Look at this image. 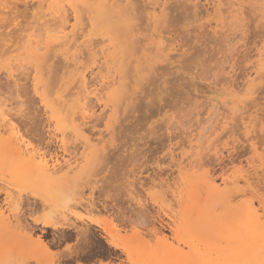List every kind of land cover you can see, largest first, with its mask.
Segmentation results:
<instances>
[{
    "label": "rangeland",
    "instance_id": "obj_1",
    "mask_svg": "<svg viewBox=\"0 0 264 264\" xmlns=\"http://www.w3.org/2000/svg\"><path fill=\"white\" fill-rule=\"evenodd\" d=\"M22 1L17 2L16 6L18 8L16 7V10L13 9L15 14L10 12V9H7L10 13L5 10L7 14L5 15L4 23H9L14 17L17 25L16 30H20L15 33L16 27L14 26V29L10 31V33H15V35L12 34L15 40L10 35L9 39L11 41L7 45L8 48L11 46L15 48L18 43H23L20 37L25 34L26 29H29L30 25H33L31 23L37 25L38 19L36 21L35 18L38 16L40 18L41 14L45 13L42 9L46 10V7H43L44 3L39 4L41 0L39 2L37 0H25L26 2H24L27 4L23 3L27 7H24ZM162 1L165 0H133L135 14L137 12L139 16L137 17L139 22L134 20L139 25L135 26L134 24L136 28H133L136 31L138 26H140L139 30L141 31V33L140 31L138 32L139 35L135 32V40L137 39L138 42L139 40L141 42L144 39L145 49H153L159 44H156V40H158L156 35L164 37L163 46L158 45L164 48V51L162 50L163 53L156 51L159 56L152 63V65L156 64L153 69L159 71H147L144 73L145 78L134 90L135 93H133L131 100L124 101V103L122 102L123 105H120L121 111L117 122L109 124L112 108H104L102 103L97 102V99L93 98L90 103L94 113H96L92 119L96 118L97 120H91L92 124L90 123L89 127H91V132L95 131L94 133L98 135L100 131L105 132L103 133L107 137V150L98 157L93 154L92 150L91 152L89 148L87 149L85 145L83 146V140H75L77 137H72V139L71 136L73 134L70 135V132H66L67 134L64 135L65 139L69 143L70 141L72 142L68 145L70 146V151L74 152L73 156L75 157L71 160V163L73 162L72 167L74 165L73 169L77 173H73L71 178L73 180L72 182L70 181V184H66L67 186L57 184L60 187L53 185V188L51 185V189L53 188L51 191L50 186L49 190L47 189L48 183H46V180H42L45 183L44 187H47L42 191L43 184L41 185L40 183L42 181H39L41 189L39 185L35 189L33 183L31 186V182L21 180V176L16 178L13 169L25 159L29 158L33 161L35 160V162H49L54 156L62 157L64 153L60 140L64 132H59L61 130L60 127L55 126L57 124H54L55 121L50 116L51 112H49L48 104L44 103V98L35 93L32 86V78L34 76L32 75V70H25L23 73H20L22 70L18 71L20 74L17 72V75H19L18 84L21 86L15 87L9 81L10 79H7L6 73L0 69V92L2 91L0 102L5 101L7 108L20 106H23L24 109L29 108L26 112L31 110L34 115L33 117L29 114L34 119L28 116L30 117L29 120L23 117L22 123L20 120L18 122L20 132L25 135L27 140L25 143L28 146H23L18 150L13 148L14 146L9 148L7 145H1L0 149V264H52V260L55 264H159L157 260H151L152 256L151 258L148 255L146 257L147 252L144 250L147 245H150L151 249L158 245V239L148 233V230L153 231L155 228L163 233L165 237V241H162L163 243L168 242L174 247L179 245L181 249L183 248L187 252L188 248L185 241L192 240V236H195L196 231L191 232L192 230L190 231L188 228L190 226L189 223L187 227L186 220H183L182 215L184 214V209H186V199L178 198L176 205L177 200L175 201L172 197V192L176 191L174 189H178V192L176 191L178 195L180 192H183L184 195L185 185L181 182L182 185L180 187L183 185L184 187L179 189L180 187L178 188L177 184L180 182L176 181L179 178V168L182 167H185L182 173H192V165H198L197 167L201 165V168L195 166V171L200 170L199 173L203 174V171L207 170L208 173H211L212 178L216 179L217 183H221L223 175L225 177L230 175L229 177L232 179L240 178L244 174L242 172L249 169L250 173H254L256 168L257 173H254L253 177L257 176L250 181L253 186L250 184L251 187H249L244 185V183L240 186V188L247 187L246 189L248 190H242H246L247 197L243 196V194L240 195L242 188L237 189L238 192L233 188L235 194L237 193L239 196H234L236 200H233V204L240 205V203L244 202L242 200H253V198H255L254 202H258L259 198L257 195L254 196L255 193L262 195L264 198V93L260 91L261 93L256 92L257 94L245 96L244 92H242L235 96V93L230 94V90H226L231 84H236L237 82L240 87L243 85L244 88H247L249 81L257 77V67L254 63L259 59L258 52L260 50L264 52L262 47L264 46V0H250L249 5L246 4L244 6L245 8L242 11L245 12L243 15H239L240 17H237V12H233V9L237 8L234 3H238V0H166L168 3L165 1L164 4ZM165 3H167V6ZM215 3H220L221 8H224V10L230 9L224 14L222 13L224 10L219 14L214 6ZM156 6L162 8L166 6V14L168 13V15L164 19L160 18V20L162 19L161 22L164 20L166 22L164 21L155 26L149 17L150 12H154L153 7L157 9ZM160 10L157 9L155 11L158 13ZM6 16L11 19L8 21L9 18ZM69 20L72 24L75 23L72 14L69 15ZM82 20L81 23H84L87 17H83ZM87 22L88 20L79 27L85 29L86 34L84 33V35L88 37L90 27ZM28 24L29 27L27 28ZM24 28L26 29L24 30ZM119 28L122 31L123 28L121 26H117L115 30L119 31ZM0 31L2 32L3 30ZM21 32L24 33L22 34ZM79 34L81 33L79 32ZM116 35L120 36L119 38L124 41L123 35ZM152 35L156 37L155 39L152 38L155 43L153 42L154 40H150ZM2 37L0 38V46L5 43V36L2 35ZM93 38L92 46H97L95 47V52L97 51V54L100 55L98 51L102 47L106 48L107 46L101 43L102 38L100 36ZM19 39L21 43L18 41ZM83 40L81 39V42ZM12 41H16L14 45ZM7 46L5 49H7ZM141 46V44L136 46L137 49L135 47V51L133 49L126 51L130 57L127 53L120 54V57H118L120 58L119 64L126 57L127 62L124 65L126 66V72L125 69L124 72L127 77L129 76L130 81L129 79L128 81L132 85L134 82L130 76L132 75L133 77L134 73L133 67L129 69V64L142 56L144 47H142V50L138 49ZM86 48L83 47L80 52L87 55L88 51ZM123 48L127 50L125 45H120L118 52L121 53ZM85 49L87 52H85ZM134 52H137V54ZM246 54H248V61L244 59ZM99 55L97 56L99 63L97 62L96 64L101 65L102 59L101 55ZM56 59V63H53L55 66H53L52 70L54 71L52 72V75H54L51 80L52 85L59 82L58 80L61 79L63 72L70 68L63 58L57 57ZM92 64L90 65V62L89 64L87 63V68L89 66V69H87L86 73L89 85L94 89L99 87L100 77L98 76L101 74L99 75L98 73L101 68L97 67L99 65L95 66L96 64H94L93 66ZM241 69H245V72ZM24 73L28 74L29 78ZM102 74H104V71H102ZM234 80L237 81L235 82ZM13 85L15 89H13ZM73 86L71 85L70 87L72 88ZM141 86H144L146 90ZM17 87L18 89H16ZM235 87H238L237 84ZM17 92L21 96L20 100L23 103L17 98ZM137 93L139 96H137ZM150 94L153 95L151 96ZM19 102L20 104H18ZM131 103L135 105L133 104L132 107ZM128 105L130 109L127 107ZM214 107L218 109L215 113ZM103 110L104 112L102 113ZM31 111L28 113H31ZM125 111L129 115H126ZM152 111L155 115H153ZM31 118L34 124L32 120L30 121ZM25 119L26 122L23 123ZM108 125L113 126L112 132L110 131L111 134L106 130L109 127ZM201 156L203 157L201 158ZM65 157L68 158V156ZM191 157V161L196 159L197 162H200L194 161L196 163L190 165ZM184 159L185 161L183 162ZM74 162L76 163L74 164ZM87 162L91 163L88 164ZM183 170L181 169V171ZM153 183H162L166 186L163 189L160 187L155 188L152 186ZM171 183L176 185L177 188ZM252 189L254 192L251 194ZM52 196L55 200L57 198L58 202L57 200L54 202V199L51 198ZM53 204L56 207L58 206V209H56L59 212L57 216H60L58 218L65 217V221L62 219L61 221L62 223L66 222L67 226L65 225L64 227L59 224L61 226L58 227L59 229H44L39 224L40 222L35 223V219L37 220V217L41 218V215L44 214L43 211L55 209L56 207ZM91 204L97 205L96 207H99V210L103 208V211L101 210L102 213L97 210L89 215V211L85 209L86 205ZM219 204L216 203L213 207L218 209H214L215 214L217 215V212H219L216 217L221 220L229 214L224 210V206ZM173 210L177 213H174ZM173 215L174 217L176 216L177 224L183 231L181 234L183 241L181 242L176 240L175 232H173ZM17 218H20L21 221H26L25 224L31 225L30 227L33 230L28 227L33 231V235H31L35 243L31 238L28 239L27 237V240L24 233L20 232V228L17 229V226H19L17 225ZM7 225H10L11 230ZM83 230L85 232L88 231L85 233ZM202 238L204 243L208 244H210V240L213 242V240L217 239L215 237L213 239L208 235H203ZM140 239L144 240L143 243L140 241L143 245H140ZM160 239L162 240V237ZM40 240L47 244L48 249L45 248L46 251H44V247L43 250L40 248L38 243ZM145 241H147V245ZM18 243L23 246L26 244L24 248L27 249L20 248ZM220 244L224 245L222 241ZM146 248L149 247L147 246ZM39 249L44 252H40ZM151 249H149L150 252ZM213 257H216V255L214 254ZM171 262L174 264L173 261ZM171 262L169 264H172Z\"/></svg>",
    "mask_w": 264,
    "mask_h": 264
},
{
    "label": "bare ground",
    "instance_id": "obj_2",
    "mask_svg": "<svg viewBox=\"0 0 264 264\" xmlns=\"http://www.w3.org/2000/svg\"><path fill=\"white\" fill-rule=\"evenodd\" d=\"M18 1H21V0H0V30H3L2 32L0 31L1 32L0 38L2 37V35L5 36V38H4L5 43L3 45H1L2 47L0 46V48H1L0 49V69L6 73L7 79L9 78L10 80L9 79L8 80L10 82H12L15 85V87L19 86L18 80H19L20 74L18 71L22 70V72L20 71V73H23L25 70H32V72H33L32 75H34L32 78L33 79L32 86L34 88L35 93L37 95H39L40 97L44 98V101H45L44 103L48 104V107L50 109V111H49V112H51L50 116L55 121L54 124H57L55 126L60 127L61 130L59 132H64V134H62L63 136L61 135L63 138L61 137V140H60L61 148H62L64 155L62 157L59 156L61 158H59L58 156H54L49 162L48 161H46V162H35V160L33 161V160L28 158V159H25L21 164L17 165V167H15L13 169V172L15 173L16 178H18V177L20 178V176H21V178H22L21 180L31 182L30 183L31 186L33 183V187H35V189H37L38 185L40 188V186L43 184L42 189L40 188L42 191H44L43 189L47 188V187L46 188L44 187L45 183L42 180H46V183H48L47 189L49 190V186H50V190L52 191L54 186L55 187L59 186L57 184H60V186H63V184L65 186L68 183L70 184V181L72 182V180H73V179H71L73 177V173L77 174L76 171H74V169H73L74 165L72 167L73 162L71 163V160H73L75 158L73 156L74 152L72 153L70 151V146L68 145L72 142L70 141V143H69V141L65 139L64 135L67 134L66 132H70V135L73 134L71 136V138L77 137V139L74 138L77 141L83 140V143H82L83 146L85 145V148H87V149L89 148V151L92 150L94 155H96L98 157L103 155L102 153L107 150L106 148L108 146L107 145L108 142L106 140L107 137L104 135V133H105L104 131H100L99 135L95 134L94 133L95 131H93V130H92L93 132H91V127H89V125L92 121L97 120V119L95 117H94L95 118L94 120L92 119L93 116H95L96 112L94 113V111H93L94 109H92L90 102L93 101V98H95V100L97 99L96 100L97 102L102 103L104 105V108H106V109L108 107H110V109L112 108L111 114L109 116V121H110L109 124H111V122H113V123L117 122L118 117H119V113L121 111L120 105H123L122 102L124 103V101L131 100L133 93H135L134 90L138 87V85H140V83L145 78L144 73L147 71H149V72L150 71H152V72L157 71V70L153 69V67L156 64L154 63L155 65H152V63L155 61V58L159 56L158 52L161 51V53H163V51H164V48H161L163 46L162 43L164 41V37L160 36V35H158V36L156 35V37L158 39V40H156L157 41L156 44L159 43L158 45L161 46V47H159L158 45L154 44L157 46V47L155 46V48H157L156 50H154L155 48H153V49L146 48L145 49L144 39L141 42H140V40H139V42L137 39L135 40V38H136L135 32L138 33L140 31L139 30L140 26H138V30L136 29V31H135L134 28H136V27H134V24H135V26L139 25L138 23H135L137 21L139 22V20H138L139 18H137L139 16H138L137 12L135 14V9L133 6V0H41L42 2L41 1L39 2V0H37L40 5H41V3L42 4L44 3L43 7H46V10L42 9V11H45V13H43L41 11L43 13V14H41V17L38 18L39 17L38 16L37 18H35V20L38 19L37 25H35V23H31L33 25L32 26L30 25L29 29L24 28V30L26 29L25 34H23L24 32L23 33L21 32L23 34V36L20 35V36H22L20 38H22L21 41H23V43H21V41L19 39L18 41L21 44L18 43L19 45L18 44L16 45V47L17 46H19V47L14 48V46H11L8 48L7 45H9V43L11 41V39H9V37H10V35L12 37V34H13V32L10 33V31L12 29H14L13 28L14 26L16 27L17 25L15 24L16 19L14 17L11 19L10 17L6 16L7 18H9L8 21L10 19L11 20L7 24L4 23L5 15L7 14V12H9L7 9H10V12H13V9L16 10L18 8L16 6ZM24 1L25 0H23L22 3ZM165 1H162L163 4ZM249 1L250 0H238V3H234L237 6V8L235 7L236 9L234 10L232 7V9H233V12L234 11L237 12L236 13L237 17H240L239 15H243V13L245 11L243 12L242 10H243V8H245L244 6L249 3ZM167 3H165L166 6H167ZM25 4H27V3H25ZM25 4H24V7H27ZM252 5H253V3H252ZM37 6H38V4H37ZM160 6H163V5H160ZM214 6L216 7V11H218L219 14H221V12L224 10V8L223 9L221 8L220 3H215ZM165 7H163V8L157 7L158 10H160V8H162L158 12L159 14L157 13V11H155L157 9H155L154 7H153L154 12H153V10H152L153 13L150 12L149 19L153 22V24L155 26H156V24H159V23H162L165 21L164 20L161 22L162 19L160 20V18L164 19L168 15V13L166 14V8ZM228 9H230V8H228ZM228 9H225L224 10L225 12L223 11L222 13L223 14L226 13V11H228ZM5 10H7V12ZM167 10H168V8H167ZM229 12H230V10H229ZM231 12H232V10H231ZM13 13L15 14V12H13ZM35 13H37V12H35ZM70 14L73 15V18L75 20L74 24H72L69 20ZM37 15H38V13H37ZM12 16H14V15H12ZM83 17H87V20H88L87 24L90 27V30L88 31V33H89L88 37L84 35L85 29L79 27V26H81V24H85L87 21L86 20L84 23H81L83 21L82 20ZM235 17H236V15H235ZM18 19H20V18H18ZM84 19H86V18H84ZM134 20H135V22H134ZM172 20H174V19H172ZM180 20H181V18H180ZM8 21L6 20V22H8ZM33 22H35V21H33ZM18 24H20V23H18ZM82 26H87V25H82ZM117 26H121V28H123L122 31L120 30V28H119V31L115 30V28ZM18 27H19V25H18ZM28 27H29V24H28L27 28ZM16 29H17V27L15 28V33H16V31L18 33V31H20V30H16ZM79 32L81 34H79ZM117 32H119V33H117ZM15 33L13 35H15ZM140 33H141V31H140ZM116 34H120L121 36L123 35L122 38L124 39V41L121 38H119L120 36L118 37V35H116ZM137 35H139V33ZM96 36H100L102 38L101 43H103V44H105V46H107L106 48L102 47L99 50L100 52L98 51V53H100L101 56L99 54H97V51L95 52V47H97V46H95V47L92 46L93 45L92 41L94 39L93 37H96ZM17 37H15V38H17ZM156 37H153V35H152V37H150L151 38L150 40L153 41ZM12 38L14 39V37H12ZM152 38H154V39H152ZM81 39L82 40L84 39V40L81 42ZM16 41H12L13 45ZM97 41H99V40H97ZM12 42H11V45H12ZM153 42L155 43V40ZM2 43H3V41H2ZM140 44L142 46L138 49L142 50L143 49L142 47H144V53L142 54L141 57H139L137 59L135 58L136 59V60L134 59L135 61H131L130 64L128 63L129 69H131V67H133V73H134L133 77L131 74H129V75H131L130 77L133 78L134 84L132 85V83L129 82L130 81L129 76L127 77V74H125V72H126L125 67L126 66H124V65L127 62L126 57H125V60L123 59L122 62L120 61V64H119L120 58H118V57H120V54H124V53L126 54L127 53L126 51H131L132 49H133V51H135V47L140 46ZM120 45H125L127 50L123 48V49H121L122 50L121 53L118 52ZM6 46H7V49H5ZM83 47L84 48L87 47L86 48L88 51L87 55L80 52ZM262 47L264 48V46H262ZM86 49H85V52H87ZM136 49H137V47H136ZM147 49H148V51H147ZM156 51H158V52L156 53ZM258 53H259V59L256 63H254L255 66L257 67V69H256L257 77L255 76L256 78L249 81V85L247 88H244L243 85H242V87H240L238 85V82L236 83L238 86L237 88L235 87V85H236L235 83L231 84L226 89V90H228V89L230 90V94L235 93V96H237V94H241L242 92H244L243 94L245 96H249V95L257 94L260 91L264 93V52H262L260 50ZM135 54H137V52ZM193 54H194V52H193ZM98 55L101 57L102 61H104V62H102L100 60L101 65L96 64L99 61V59L97 58ZM127 55H128V53H127ZM191 55H192V53H191ZM128 56L130 57V55H128ZM132 56H134V55H132ZM57 57L63 58L64 61L66 62V64H69L70 68H67L68 67L67 66L66 67L67 69L63 72L64 74L62 75L61 79L58 80L59 82L55 81L57 83L55 85H52L51 84L52 76L54 78V75H52V72H54V71H52V70H53V66H55V65H53V63L54 62L56 63V61H58L56 59ZM244 57H245L244 59L246 61H248V59H249L248 54H246ZM55 59H56V61H55ZM131 60H133V59H131ZM89 62H90V65H91V63H93L92 64L93 66H94V64H96L95 66L99 65L97 67L101 68V69H99V73H98L99 75L101 74L100 76H98V77H100V79H99L100 81L98 84L99 87L96 88L95 86H92V87H95L94 89L91 88V86L89 85L88 79H87V73L86 72H87V69H89V66L87 68V63L89 64ZM155 68H157V67H155ZM124 69H125V72H124ZM127 69H128V66H127ZM241 70H243V69H241ZM102 71H104V74H102ZM250 71H251V69H250ZM17 72L19 75H17ZM91 72H93V71L91 70ZM157 72H156V74H157ZM128 73H129V71H128ZM149 74H151V73H149ZM149 74H148V76H149ZM24 75H26V74L24 73ZM26 76L28 77V74ZM27 77H26V79H27ZM128 79H129V81H128ZM147 80H148V78H147ZM234 81L236 82L237 80H234ZM31 83H32V81H31ZM53 84H54V82H53ZM73 84H74V86H73ZM90 84H92V83H90ZM14 85H13V87H14ZM71 85L73 86L72 88L70 87ZM147 85H146V87H148ZM151 85H153V84H151ZM15 87L13 89H15ZM141 87H144V86H141ZM16 89H18V87ZM143 89L146 90L145 87ZM151 90H150V92H151ZM1 92H0V94H1ZM138 93H137V96H139ZM142 94H140V95H142ZM17 95H18L17 98H19V100H20L21 96L18 94V92H17ZM143 95H145V94H143ZM147 96H148V94H147ZM20 101H21V103H23L22 100H20ZM234 101L236 102V100H234ZM5 103H6L5 101L0 102V149L4 145L9 146V148H10V146L11 147L14 146L13 148H16L18 150L23 146L27 147L28 145H26V143H25L27 140L25 138V135L21 134L22 132H20L18 122H19V120L21 121L23 119V117H26V119L29 120V118L32 116L34 117V115L32 114L31 110L28 111V112L31 111V113L26 112L27 109H29V108H25L26 110L23 108V106L14 107V108H7V105ZM18 104H20V102ZM133 104L131 103V106ZM152 104H154V103H152ZM95 105H96V103H95ZM149 105H150V103H149ZM127 107L130 109L129 105ZM216 107H217V105H216ZM217 108L214 107V113L216 112V110H218ZM163 109H164V107H163ZM132 111H134V110H132ZM103 112H104V110L102 111V113ZM125 113H126V115L128 114L127 111H125ZM29 114H31L32 116ZM97 114H98V112H97ZM153 115H155L154 112H153ZM28 116H30V117H28ZM101 116H99V117H101ZM32 118L30 119V121L32 120V123L34 124V122H33L34 118L33 119ZM122 118H124V117H122ZM26 119L23 123L26 122ZM109 121L107 120V122H109ZM21 123H22V121H21ZM32 123H31V125H32ZM95 124H97V123H95ZM93 126L96 128L95 125H93ZM110 126L107 127V129H106L108 132H110V131L112 132L113 126H111V127ZM246 128H248V127H246ZM117 130H119V129L117 128ZM57 131H58V129H57ZM111 132H110V134H111ZM68 135H69V133H68ZM112 137H114V136H112ZM112 137H111V139H112ZM72 139H70V140H72ZM254 150H256V149H254ZM200 151H201V149H200ZM193 155H195V154L193 153ZM202 155H204V154L202 153ZM65 156H68V158ZM91 157H92V154H91ZM202 157L203 156H201V158ZM188 158H190V157L188 156ZM98 160H99V158H98ZM191 160H192V157H191L190 161ZM184 161H185V159L183 160V162ZM194 161H196V159L191 161L190 165L195 164L197 162V161L196 162H194ZM76 162H77V160H76ZM76 162H74V164ZM198 162H200V161H198ZM89 163H91V162H89ZM93 163H94V161H93ZM251 163H249V164L252 165ZM78 166H79V164H78ZM181 166H179V167H181ZM195 166L194 165L191 166L193 169V170H191L192 173L185 172L186 174L182 173V172H184L183 169L185 167L184 168L178 167L179 168V171H178V173H179L178 180L179 181L178 180H176V181L178 183L179 182L180 183L177 184V182H176V184L179 188L180 185H182L181 184V182H182L186 188L184 191V195H183V192H180L181 190L179 191L180 193L178 195V193H176V191L178 189H174L176 191L172 192L173 199L175 201L177 200V202L175 203L176 205L178 203V198L182 197L183 199H186V201H187L186 209L187 210L184 209V212H183L184 214L182 215L183 220L189 221V222L185 221V223H186L187 227L190 225L188 228L190 231L192 230L191 232L196 231L195 236H192V240H187V238H186L187 241H185V244L188 248V251L186 252L183 248L181 249V247L179 245L174 247L172 244H169L168 242L163 243L162 241H165V237H164L163 233L156 230V228H155V230H153V231L148 230L149 231L148 233H150V236L157 238L159 243L157 246L152 247L153 249H151L150 245H147V241H145L146 245L149 247V248H146L147 246L144 245L145 246V249H144L145 252L148 253V251H149L148 254L146 253V257H147V255L150 258L152 256L151 260L152 261L157 260L159 262V264H167V263L169 264L171 261H173L174 264H264V198L262 197V195L260 196L259 194L253 193L254 196L255 195L258 196V198H259L258 202L257 201L254 202L253 200L255 198L252 197L253 200L251 198H250L251 200H249V199L248 200L245 199L246 201L242 200L244 202H242V204L240 203V205L239 204L238 205L233 204L234 203L233 200L235 199L234 196L235 195L238 196L237 193L235 194V191H237V189L239 190L242 188V187L240 188L242 183H244V185L251 187V185H252L250 182L251 179H254V177L257 176V175H255L253 177V174L257 173L256 168L254 170V173L253 172L250 173L249 169L242 172V174L243 173L244 174L242 176L239 175L240 178L236 177L235 179L234 178L232 179L229 177L230 175L228 177L227 176L225 177V175H223L224 177L221 179V183H217L216 179L212 178L211 173H208L207 170H205L206 172L203 171L204 172L203 174L199 173L200 170L197 169L198 171H195V169H194ZM199 166L200 167H197V168H201V165H199ZM252 166H250V167H252ZM79 168H80V166H79ZM181 169L183 171H181ZM253 169H254V167H253ZM72 171H74V172H72ZM82 171H83V169H82ZM17 175H19V176H17ZM77 177H80V176H77ZM39 181H42L43 183L40 182L41 183V185H40ZM24 183H26V182H24ZM35 185H37V186H35ZM51 185L52 186L54 185L52 189H51ZM172 185H174V184H172ZM184 185L181 186L179 189L184 187ZM152 186H154L155 188L160 187L163 189L166 185H164L162 183L161 184L153 183ZM174 186H176V185H174ZM177 186H176V188H177ZM233 188L235 191L233 190ZM246 188H242L240 190L241 191L240 195L243 194V196L247 197L246 190H248V189H246ZM243 189H246V190L242 191ZM252 192H254L253 189L251 190V194H252ZM61 195H62V193H61ZM50 196H51V194H50ZM51 198L54 199V202L56 200L58 202L57 198H56V200H55V198H53V196ZM58 198H60V197H58ZM59 202H60V200H59ZM179 202H181V201H179ZM216 203H218V204L220 203L221 205L224 206V208H225L224 210H226L227 213L229 214L228 216H226V218H222L221 220H219L218 217H216V216H218V213H219V212H217V215L215 214L216 212L214 209H216V208H214L213 206ZM96 206H95V204L86 205L85 210L89 211L88 212L89 215L92 212H96L97 210L99 212H101V210L103 208H101V210H99V207H96ZM57 207L55 209L52 208V210L49 209V211L48 210L43 211L44 214L42 213L43 215H41V218L39 217L40 219L37 217V220L35 219V223L40 222L39 224L44 229L46 228V229H55L56 230L58 227H61L60 226L61 224L64 227H65V225L67 226L66 222L62 223V221H61V219L65 221V219H64L65 217H61V219H59L60 216L59 215L57 216V213H59L56 210V209H58ZM219 208H221V207H219ZM54 210H56V211H54ZM216 210H218V209H216ZM106 211H108V210H106ZM173 212H174V210H173ZM174 213H177V212H174ZM170 215H172V214H170ZM61 216H62V213H61ZM141 217H143V216H141ZM172 218H173L172 223L174 226L173 232H175V236L177 238L176 240L178 242L179 241L181 242V241H183L182 236H181V234L183 232L181 230L182 228L179 227V225L177 224L176 216L174 217V215H173ZM16 221H17V225H19V226H17L18 227L17 229L20 228L19 229V230H21L20 232L24 233L26 239L28 237V239L31 238V240L33 241V238H32L33 228L30 227L31 225L29 226V225L25 224L26 221H24V220L21 221L20 218H17ZM188 223H189V225H188ZM85 225H87V224H85ZM7 226L10 227V225H7ZM69 227H70V225H69ZM221 229H222V232H221ZM10 230H11V227H10ZM87 231L86 232L84 231V232L87 233ZM200 231H202L203 233ZM198 233H199V235H198ZM203 235L204 236L208 235L209 237H211L213 239H215V238H217V239L213 240V242H211V240H210V244L204 243V240L202 238ZM87 236H88V234H87ZM158 236H161L162 240L160 239L161 237H158ZM12 237H14V236H12ZM38 238H40V237H38ZM38 238H37V240H38ZM12 240H14V239H12ZM31 240H29V241H31ZM140 241L143 243L144 240L142 241V239H140L139 242ZM221 241L224 243V245L220 244ZM16 242H18V241H16ZM33 242L35 243V241H33ZM141 242H140V245H143V244H141ZM38 243H39V246L42 250H43V247H44V249L47 248V244L45 242H43V240H40V242L38 241ZM18 245H19V243H18ZM20 245H22V244H20ZM20 245H19L20 248H22V247L24 248V246L26 247V244H24V246L23 245L20 246ZM144 246H143V248H144ZM24 249L26 250L27 248H24ZM149 249H151V252ZM42 250H40V252L46 251V249L44 251H42ZM214 254L216 255L217 258L213 257ZM52 259H54V258H52ZM51 262H52V264H55L53 260Z\"/></svg>",
    "mask_w": 264,
    "mask_h": 264
},
{
    "label": "snow or ice",
    "instance_id": "obj_3",
    "mask_svg": "<svg viewBox=\"0 0 264 264\" xmlns=\"http://www.w3.org/2000/svg\"><path fill=\"white\" fill-rule=\"evenodd\" d=\"M71 247V246H70Z\"/></svg>",
    "mask_w": 264,
    "mask_h": 264
}]
</instances>
